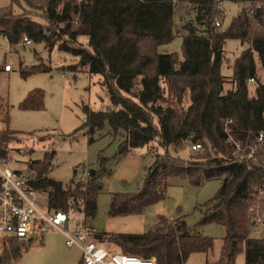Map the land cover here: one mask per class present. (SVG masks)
Here are the masks:
<instances>
[{
    "label": "trees",
    "instance_id": "16d2710c",
    "mask_svg": "<svg viewBox=\"0 0 264 264\" xmlns=\"http://www.w3.org/2000/svg\"><path fill=\"white\" fill-rule=\"evenodd\" d=\"M224 1L240 5L226 27L219 21L216 25L217 17L223 20ZM12 3L21 11L16 12ZM23 3L41 10L46 22L34 19ZM182 4L189 6L194 17L176 27L175 13ZM0 34L10 46L28 36L50 49L57 47L78 59L69 70L86 69L101 76L109 105L98 111L85 105V120L67 136L85 130L91 143L93 133L105 122L114 133L124 131L114 161L151 143L160 147L152 153L137 191L110 194V216L143 213L167 197L173 177L201 186L220 176L221 187L203 204L199 223L222 225L225 236L216 259H206L205 264H235L241 252L244 264H264V233L251 235L248 210L255 189L264 183V151H256L257 160H239L225 132L227 126L235 140L247 143L264 130V80L259 79L255 61L256 54L264 77V0H11L0 8ZM175 35L182 38V60L175 52L158 50ZM80 36L87 37L86 45L79 42ZM229 39L248 46L235 58L232 74L225 76L221 66ZM49 70L39 64L21 70V75ZM227 77L230 87L225 89ZM250 80L255 82L252 92ZM20 107L42 109L43 91L31 90ZM0 122L4 125L0 128L2 155L20 137L9 128L8 106L1 101ZM189 144H200V148L192 150L188 159L168 152L169 147L178 150ZM54 157L55 151L50 150L27 162L29 183L45 194V207L94 216L102 177L112 173L109 158L100 154L98 168L89 169L83 180L76 179L78 165L63 183L48 177ZM94 239L118 247L121 253L154 257L156 264H184L192 253L207 254L214 246L213 238L192 232L183 218L167 221L164 216L142 233L101 232ZM27 250L23 241L7 239L0 264H15Z\"/></svg>",
    "mask_w": 264,
    "mask_h": 264
},
{
    "label": "rangeland",
    "instance_id": "374dc122",
    "mask_svg": "<svg viewBox=\"0 0 264 264\" xmlns=\"http://www.w3.org/2000/svg\"><path fill=\"white\" fill-rule=\"evenodd\" d=\"M11 4V0H0V8ZM22 8L30 11L33 18L45 23L42 11L31 9L24 3ZM16 12L21 9L12 3ZM223 20L216 18L223 27H226L232 17L240 9L238 3L224 1L221 4ZM194 17V12L182 4L175 13L176 27L188 22ZM63 25L60 24L59 27ZM32 41V39H31ZM79 42L87 43L86 36H80ZM247 44H241L238 40L229 39L225 42V59L221 66V72L230 76L233 63ZM159 52H175L179 60H182V38L175 35L167 43L158 47ZM258 75L263 82V70L255 54ZM78 59L68 52L57 47L49 48L44 42L32 44L24 48L20 42L10 46L6 37L0 34V101L8 106L10 129L18 132L19 142L10 144L9 147L22 148L23 154L13 153L17 161L11 166L22 170L25 174H31L28 170L29 160L40 159L45 151L54 150L55 157L50 176L56 180L67 183L73 176V169L80 165L76 179H86L89 169L99 166V156L109 158L108 166L112 173L102 177L101 191L97 197V211L94 216L87 217L82 213H70L68 226L72 230L77 222H83L92 226L96 233H142L155 225L161 216L167 221L175 218H183L191 231L197 234L209 236L214 240L213 250L206 253H192L184 264H205V260L213 261L219 253L222 238L225 236V228L215 223L200 224L205 207L203 204L211 199L220 189L222 177H213L205 180L201 186L192 185L187 179L173 177L167 189V197L148 207L143 213L128 216H110L108 214L110 194L112 192H135L143 183L145 169L152 163V153L160 150V147L151 143L148 146L135 148L119 160L113 159L118 144L124 138V131L113 132L111 126L105 122L104 126L96 130L89 142V135L85 130L78 131L75 137L67 136L79 128L85 120L84 106L98 111L109 105V95L101 85V76L89 74L86 69L71 71L67 67L76 64ZM8 63L12 70L5 72L3 65ZM43 64L50 68L47 72H35L27 76L21 75V70L30 69L34 65ZM224 88L230 87V78L227 77ZM249 90L252 92L254 81H249ZM33 89L43 91V108L40 110L22 109L20 102ZM4 125L0 122V128ZM171 155L182 159H188L193 151L190 144L178 150L168 148ZM41 200L45 204V194ZM258 231H252L251 235L258 237L262 227ZM44 243L33 242L24 252L18 264H76L81 257V251L77 247H67L65 238L60 232H48L44 234ZM103 245L109 250L119 252L120 249L108 242ZM235 264H244V253L236 256Z\"/></svg>",
    "mask_w": 264,
    "mask_h": 264
},
{
    "label": "built area",
    "instance_id": "2783aa9c",
    "mask_svg": "<svg viewBox=\"0 0 264 264\" xmlns=\"http://www.w3.org/2000/svg\"><path fill=\"white\" fill-rule=\"evenodd\" d=\"M216 25L219 22L216 21ZM20 44L26 48L32 44L31 38L23 36ZM4 71H11L10 64L3 65ZM252 81V80H250ZM228 142L234 146L233 156L239 160H257L256 151H264V130L260 131L255 140L243 143L235 140L229 128L225 127ZM200 144L190 145L191 150H197ZM13 153L23 154V149L6 147L0 154V241L16 238L26 245L39 241L48 232H60L65 238L67 247H77L81 251L82 264H156L154 257L140 256L114 252L94 237L95 229L83 222H77L69 230V214L62 210L48 209L41 200L42 192L35 189L29 180L30 174L11 166L17 161ZM251 233L264 225V183L257 186L249 205ZM263 235V230L259 231Z\"/></svg>",
    "mask_w": 264,
    "mask_h": 264
},
{
    "label": "crops",
    "instance_id": "0c3cea01",
    "mask_svg": "<svg viewBox=\"0 0 264 264\" xmlns=\"http://www.w3.org/2000/svg\"><path fill=\"white\" fill-rule=\"evenodd\" d=\"M5 72H10V71H5ZM48 177H50V178H52L51 176H50V174H48ZM54 179V178H53ZM44 241H45V239H44V236H43V238L41 239V240H39V242L40 243H44ZM36 242H38V241H36ZM35 243V242H34ZM3 245H4V242H2V241H0V254L2 253V250H3ZM30 246V244L28 245V247ZM24 254H22V256H23ZM21 256V257H22ZM21 257H20V259H21ZM19 259V260H20ZM18 260V261H19ZM18 261L15 263V264H18ZM79 261H81V257H80V259L77 261V263L79 262ZM76 263V264H77Z\"/></svg>",
    "mask_w": 264,
    "mask_h": 264
}]
</instances>
